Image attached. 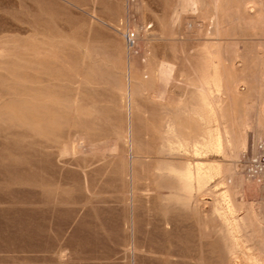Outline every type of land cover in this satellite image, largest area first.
Masks as SVG:
<instances>
[{
	"label": "rangeland",
	"instance_id": "obj_1",
	"mask_svg": "<svg viewBox=\"0 0 264 264\" xmlns=\"http://www.w3.org/2000/svg\"><path fill=\"white\" fill-rule=\"evenodd\" d=\"M260 140L264 0H0V264H264Z\"/></svg>",
	"mask_w": 264,
	"mask_h": 264
},
{
	"label": "built area",
	"instance_id": "obj_2",
	"mask_svg": "<svg viewBox=\"0 0 264 264\" xmlns=\"http://www.w3.org/2000/svg\"><path fill=\"white\" fill-rule=\"evenodd\" d=\"M136 32L126 30L124 33L125 42L130 45L134 42ZM245 175L256 182H264V141L255 143L253 151L246 155L244 162Z\"/></svg>",
	"mask_w": 264,
	"mask_h": 264
},
{
	"label": "bare ground",
	"instance_id": "obj_3",
	"mask_svg": "<svg viewBox=\"0 0 264 264\" xmlns=\"http://www.w3.org/2000/svg\"><path fill=\"white\" fill-rule=\"evenodd\" d=\"M184 2H187V3H193V2H195V0H183ZM169 69V66L166 64V63H164V62H161V64H160V66H159V72H160V74H161V76L162 77H165V74H166V72H167V70ZM237 177V176H236ZM250 179V178H249ZM264 183V182H263ZM241 184V183H240ZM149 235V234H148ZM26 240V239H25ZM23 242H24V240H23ZM22 242V243H23ZM24 243H26V242H24ZM21 244V243H20ZM150 244V243H149ZM159 246V245H158ZM175 246H176V244H175ZM161 247H162V245H161ZM172 248V247H171ZM176 248V247H175ZM157 250V249H156ZM160 251V250H159Z\"/></svg>",
	"mask_w": 264,
	"mask_h": 264
}]
</instances>
